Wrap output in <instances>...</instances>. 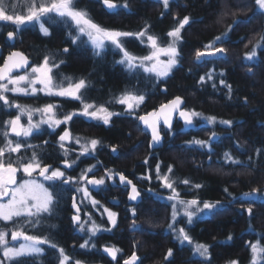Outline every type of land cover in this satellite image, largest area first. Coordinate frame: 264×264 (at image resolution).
<instances>
[{"label":"trees","instance_id":"trees-1","mask_svg":"<svg viewBox=\"0 0 264 264\" xmlns=\"http://www.w3.org/2000/svg\"><path fill=\"white\" fill-rule=\"evenodd\" d=\"M116 2L123 4L124 0ZM129 5V8L109 11L102 0H80L79 6H86L95 22L106 28L137 32L146 25L150 26L149 34L158 36L162 45H167L171 39L167 36L168 31L184 16H189L190 23L182 30L183 39L178 44L180 63L168 77L158 80L143 71L129 74L124 66L115 63L121 58L120 53L109 47L102 58L96 57L90 44H72L68 36L70 30L62 24L49 26L51 34L47 36L38 25L26 26L16 34L13 43L10 39L11 45L4 36L14 27L9 24L0 31V64L12 45H15L13 49L26 52L34 64L40 63L45 55L55 56L57 62L65 61L58 70L60 75L57 79L61 76L88 79L91 87L85 92L86 102L98 106L104 104L111 112L124 113L113 116L107 125L81 117L72 120L73 135L81 134L101 143L94 155L81 158L70 174L77 176L79 170L92 165H96L95 173L99 175L107 170L122 172L136 183L142 194V201L134 205L128 203L127 191L115 184L94 194L117 214V224L111 231L91 237L90 242L96 245L95 248H80L90 238L87 234H79L73 227L70 198L63 193L58 195L54 214L43 218L45 226L39 229L38 234L49 237L74 260L85 264H123L133 251L140 258L138 264H202V258L192 252L191 246L187 243L181 245L168 230L172 203L155 192L168 194L171 190L164 188L162 181L156 178L155 169L159 164L161 175L167 174L171 180L177 181L176 190L182 199L220 201L224 206V210L215 215L193 218L194 222L186 227L195 242L211 246V264H228L231 260L249 264V242L260 240L264 243V204H252L253 213L249 217L246 211L249 202H241L244 199L241 193L253 188L264 193V48L257 49L255 63L245 61L244 54L252 49L250 41L255 43L258 34L264 33V15L253 11L252 0H170L167 9L163 7L162 0H129ZM234 20L240 21L239 25L234 26L223 43L215 45L228 50L226 57L221 58L218 54L204 57L203 62L197 61L195 52L203 51L204 46L225 32ZM4 23L0 22V25ZM64 48L69 49L67 54L62 53ZM125 48L139 56L150 52L147 43L133 37L125 38ZM209 72L214 73L211 80L206 76ZM202 76L205 77L204 82L200 81ZM221 79L232 87L230 98L228 89L220 83ZM125 89L146 96L144 104L134 114H127L123 105L106 103L120 96ZM177 95L185 99L187 110L202 115L195 117L193 126L188 129L180 120L176 121L173 129L164 127L163 146L151 151L149 135L137 117ZM22 99H25L24 103L35 106L62 104L61 113L81 108L79 101L65 98L39 95ZM9 114L6 110L0 111V121L13 116ZM211 116L217 118L215 125L204 119ZM220 120H232L234 123L222 125ZM43 129L41 134H34L26 142L42 145L37 151L44 163L58 165L64 159L57 143L59 131H52L47 126ZM213 132L217 135L209 140ZM194 140L209 141L211 152L208 147L187 143ZM67 144L75 146L73 140ZM22 151L23 157L31 155V150ZM226 152L240 163L226 162ZM67 159L73 161L72 157ZM168 166H172V173L167 172ZM145 176H151V179H142ZM184 179L190 181V186L179 183ZM195 184L202 187L196 189ZM232 197H236L235 202H231ZM113 199L119 202H113ZM104 221L109 224L106 218ZM177 221L179 228L187 224L184 216ZM229 236L232 237L230 240ZM106 246L122 249L116 260L104 252ZM169 248L173 249L174 255L165 261ZM57 257L56 249L45 247V254L37 258V264H58Z\"/></svg>","mask_w":264,"mask_h":264},{"label":"snow or ice","instance_id":"snow-or-ice-1","mask_svg":"<svg viewBox=\"0 0 264 264\" xmlns=\"http://www.w3.org/2000/svg\"><path fill=\"white\" fill-rule=\"evenodd\" d=\"M162 3L163 7L167 9L170 0H162ZM252 3L253 11L264 15V0H252ZM102 4L110 11L121 7H130L129 0H124L123 4H118L116 0H102ZM79 5L80 0H0V22H5L3 25H0V31L9 24L14 26V31L7 32V38L13 39L27 25H39L40 31L47 36L51 34L49 26L62 24L71 29L68 36L72 44L83 43L86 46L90 44L93 55L101 58L106 54L105 50L111 47L114 52L121 54V58L115 61V63L124 66L129 74H134L136 71L142 69L144 72L154 74V77L158 80L168 77L173 69L179 65L181 54L178 50V44L183 39L182 30L190 23L189 16H184L183 19L179 20L177 26L168 31L167 36L171 39L166 46H161L160 38L154 34H149L150 26L146 25L144 29L137 32L106 28L95 22L86 6L81 7ZM239 23L240 21L234 20L233 24L228 25L225 32L205 45L203 51L197 50L195 52V59L203 62L205 56H216L218 54L221 55V58H225L228 50L223 47H215V45L223 43L229 36L230 31L233 30L234 26H238ZM84 37H87V40H84ZM129 37L139 39L141 43H147L150 48L149 54L136 56L129 52L125 48V38ZM250 43L252 44V49L244 54V60L255 63L257 49L264 48V33L258 34L255 43H252V41ZM68 52V48L62 50L63 54H67ZM161 56H165L167 59L162 60ZM64 63L65 61L63 60L57 62L55 56L45 55L40 64H30L28 57L23 52L13 51L0 64V101L3 102L0 104V111L11 108L17 110L14 118L3 121L6 127L0 130V137H2V142H0V222H2L0 223V253H2L0 264H37V258L45 254V249L41 245H49L52 249L58 251V264H83V261L74 260L70 257L63 247H59L49 237L27 234L24 228V225L38 228L42 225L45 215L51 216L54 214L55 207L58 204V193L55 191L57 183L60 186H64L72 183L81 184L83 182L82 186L74 189L75 192L82 193L79 204L76 202L75 196L72 198V206L76 210V214L72 216V220L78 225L80 231H86L90 234V239L85 240L80 245V248H87L89 246L95 248L96 245L90 242L91 237H94L97 232L102 230L111 231V229L107 228L102 229L101 225L97 224L94 220H91L90 223L82 221L79 214L80 204H83L85 199L89 200L93 207L98 206L100 203L91 198L88 186L91 185L93 190L97 191H103L106 187L104 177L100 179L95 178L96 165L83 169L79 177L66 176L65 171H62L59 167L54 168L52 165L44 163L41 154L37 151V149L43 147L42 145H33L26 142L27 138L32 137L34 134H41L44 131L42 127L44 125L48 129L55 131L62 124H67L74 117L79 116L102 120L107 125L111 122L113 116L124 114L111 112L104 104L97 107L94 103H87L85 101V92L91 87L88 79L84 77L75 79L70 76H61L60 79H57V76L60 75L58 70ZM15 70H23L25 74H14ZM248 71L251 73L252 69L249 68ZM213 75V72L206 74L209 80L212 79ZM200 81L204 82L205 77H200ZM220 83L224 84L228 89L230 98L232 93L231 85H228L223 79L220 80ZM22 84L24 86H21ZM37 85L40 87L38 88ZM213 87L215 88L216 85L213 84ZM9 92L33 97H39L40 93H43V96L46 98L63 97L66 100L79 101L81 109L62 114V118H59L61 115L59 110L63 107L62 104L47 103L42 107L33 108L28 105L15 103L14 100L10 101L6 95ZM145 99L144 93L125 89L120 96L114 97L106 103H117L126 106L125 112L127 114H134L136 109L144 104ZM183 104L182 97L176 96L167 103L161 104L159 109H154L137 117L147 129L151 130L150 146L159 145L161 142V121L167 129L170 130L172 128L173 113H178L186 125L193 124L194 118L202 115L194 110L184 109L182 107ZM35 113H39L41 119L34 122L33 116ZM24 116L27 117L26 125L22 123V117ZM204 119L208 124L215 125L217 123V118L214 116L204 117ZM233 123L232 120L219 121V124L222 125L230 126ZM10 133L16 138H23L24 142H21V139L13 140L10 138ZM216 135L217 133L213 132L209 140ZM73 139L76 144L80 145V156L91 155L96 151L97 145L101 143L97 139H86L81 143L79 136L73 137L68 130H65L59 136L57 143L64 157H66L62 161L66 169L72 168L76 163L75 161L69 162L67 159L69 149L65 147V142ZM47 143L45 141V144ZM187 143H195L201 148L208 147L209 152H211L209 141L194 140ZM22 149L25 151L31 150V155L26 159L23 156H19L14 162L12 154L20 153ZM112 151L115 152L116 149L113 148ZM77 159H79V156ZM224 159L226 162L230 161L232 164L240 163V161L227 152L224 154ZM145 163H147V160H145ZM155 171L156 178L162 181V186L170 189L172 193L167 197L169 201L173 202L171 204L173 222L168 224V230L181 245L185 243L190 245L192 252L202 258V264H211V246L195 242L189 232L186 231V227L194 222V217L199 218L198 213L201 215H215L223 211L224 206L220 201L201 202L197 199H182L181 194L176 190L175 185L177 181L171 180L167 174L161 175L159 164L156 165ZM172 171V166H168L167 172L172 173ZM20 172L27 178L18 181L17 174ZM89 174H92L91 179L88 178ZM116 176L119 177L120 184L125 187L131 186L129 199L133 201L137 200L140 197V192L137 190L136 185L123 173H114L112 170H107V179L114 181ZM142 179H151V176H145ZM46 183L48 184L47 187L45 186ZM179 183L190 186V181L187 179L179 181ZM194 187L200 189L202 185L195 184ZM224 191L227 193L228 189L225 188ZM241 197L244 198L241 201L242 204L244 201L249 202V207L246 209L249 217L253 213L252 204H264V193H261L258 188L241 193ZM235 201L236 197H232L231 202ZM181 209L183 216L186 217L187 224L185 227L177 228L176 224L179 221L176 220V217L181 215ZM103 211L107 213L110 223L116 226L117 214L107 208ZM132 211L135 214L136 210L133 209ZM8 222L13 224V228H8ZM133 226H135V221H133ZM231 238V236L228 237L229 240ZM248 246L251 253L249 264H264V243L257 240L254 243L249 242ZM104 252L112 260H116L122 249L115 246H106ZM173 255V249L169 248L164 260L169 261V258ZM139 260L140 258L133 251L130 257L124 259L123 264H138ZM228 264H239V261L231 260Z\"/></svg>","mask_w":264,"mask_h":264},{"label":"rangeland","instance_id":"rangeland-1","mask_svg":"<svg viewBox=\"0 0 264 264\" xmlns=\"http://www.w3.org/2000/svg\"><path fill=\"white\" fill-rule=\"evenodd\" d=\"M27 26H29V25H27ZM34 26V25H33ZM39 26V25H38ZM14 27V26H13ZM15 30V29H14ZM13 30V31H14ZM69 30H71V29H69ZM17 35H18V33H17ZM5 38H6V40H7V32L5 33V36H4ZM86 40H87V37H84ZM9 44L11 45V42H10V39H9ZM161 44V43H160ZM14 46L15 45H12V48L10 49V51H12L13 50V48H14ZM161 46H166V45H162L161 44ZM130 52V51H129ZM135 55V54H134ZM136 56H139V55H136ZM141 56H144V55H141ZM161 59L162 60H165V59H167V57H165V56H161ZM43 61V60H42ZM41 61V62H42ZM40 62V63H41ZM40 63H37V64H40ZM34 64V63H33ZM30 70V69H29ZM138 71H143L142 69H140V70H138ZM144 72V71H143ZM145 73H147V72H145ZM23 74H25L24 72L23 73H20L19 75H23ZM147 74H150V73H147ZM150 75H153L154 76V74H150ZM6 82V81H5ZM21 86H24L23 84L21 85ZM9 87H11V85H9ZM37 87L39 88L40 86L39 85H37ZM6 95L9 97V100L10 101H12V100H14L15 101V103H18V104H20V105H28V106H31V107H33V108H39V107H42V106H35V105H30V104H27V103H24V100L22 99V98H24V97H33V96H25V95H22V94H19V93H11V92H9V93H6ZM39 95H41V96H43V93H40ZM58 98H63V97H58ZM1 103H3L2 101H0V104ZM88 103V102H87ZM97 107H99L98 105H96ZM126 107V106H125ZM81 109V108H80ZM79 109V110H80ZM139 109V108H138ZM138 109H136V110H138ZM79 110H75V111H79ZM6 111L7 112H9L10 114H12L13 116H10L9 118H6L5 120H3V121H6V120H9V119H11V118H14L15 117V115L17 114V110L15 109V108H11V109H6ZM60 112V116H59V118H62V114H65L64 112L63 113H61V111H59ZM9 114V115H10ZM79 117H81V118H85V119H88V120H94V121H100V122H103L102 120H96V119H90V118H87V117H84V116H79ZM75 118V117H74ZM73 118V119H74ZM41 119V116H40V114L39 113H35L34 114V116H33V120H34V122L35 121H39ZM3 121H0V130H2L3 128H5L6 127V125H4L3 124ZM71 122L72 121H69L67 124H62L61 126H59L58 128H56L55 129V131H57L59 128H61L62 126L64 127V128H66V127H69V128H71V126H70V124H71ZM22 123H24L25 125L27 124V117L26 116H24V117H22ZM44 126H46V125H44ZM44 126H42V127H44ZM77 136H79L80 138H81V143H83L86 139H89L88 137H86V136H83V135H81V134H78V135H73V137H77ZM10 138H12L13 140H16V139H21V142L22 141H24L23 140V138H16V137H14L11 133H10ZM0 142H2V137H0ZM73 144L75 145L74 147H71V146H69L67 143H65V147L66 148H68L69 149V157L71 156L72 157V159H73V161H75L76 163H75V165L74 166H76L77 165V163H78V161L81 159V158H84V157H87V156H91V155H94V152L91 154V155H83V156H80L79 155V153H80V145L79 144H76L75 143V141H74V139H73ZM61 153H63L62 151H61ZM24 155V153H23V151L21 150V152L20 153H13L12 154V160L15 162L16 160H17V158L19 157V156H23ZM79 156V159H77V157ZM70 157V158H71ZM25 159L27 158V157H24ZM73 166V167H74ZM62 171H64L62 168H60ZM95 172H97V171H95ZM114 173H116V171H113ZM80 174H81V170H79L78 171V175L77 176H75V177H79L80 176ZM65 175L66 176H69V175H67L66 173H65ZM90 176H92V174H89V177ZM88 177V178H89ZM101 177H104L105 178V185H106V187L105 188H108V187H110L109 185L110 184H116L117 185V180H116V178H115V180L113 181V180H109V179H107V171H104V173H103V175H99L98 173H95V178L96 179H100ZM24 178H27L22 172H20V173H18L17 174V180L19 181V180H21V179H24ZM82 184H83V182H81V184H75V183H73V186L76 188V187H80V186H82ZM45 186L47 187L48 186V184L46 183L45 184ZM89 188V187H88ZM104 188V189H105ZM146 190H148V192H153L154 193V191H152L151 189H148V188H146ZM89 192L91 193V191H90V188H89ZM102 192V191H101ZM78 194H80V200H81V198H82V193H79V192H77ZM155 194L157 195V196H159L160 198H162V199H165V200H167V201H169L168 199H167V197L168 196H170L172 193H171V191L168 193V194H158V193H156L155 192ZM91 198H94L95 200H97V201H99L92 193H91ZM100 202V201H99ZM113 202H116V203H118L119 202V200L118 199H113ZM171 203H173L172 201H170ZM82 206H83V208H84V212H83V215H85L84 216V218H83V221H88L89 223L91 222V220H94L97 224H99V225H101V227H102V229H104V228H107V229H111V228H113L114 226L110 223V221L108 220V216H107V213H105L103 210L105 209V208H107V209H109L110 211H112L110 208H108V207H106V206H104V204L103 203H99V205L98 206H96V207H93L92 205H91V203H90V201L89 200H87V199H85L84 200V203L83 204H81ZM202 206V205H201ZM96 212L98 215H99V218H97L96 216H94L93 214L92 215H89V212ZM113 212V211H112ZM198 216H201V214H197ZM183 216V212H182V209H181V215H179V216H177L176 217V220L178 219V218H181ZM106 218V220L109 222V224H106V222L104 221V219ZM195 218V217H194ZM117 219V218H116ZM173 221H172V219H171V223H172ZM0 223H2V222H0ZM45 226V224L42 222V225L41 226H39L38 228H32V227H30V226H28V225H24V228H25V231L27 232V234H30V235H39L38 233H39V229L40 228H42V227H44ZM87 227V226H86ZM177 228H179L178 226H176ZM8 228L9 229H11V228H13V224L11 223V222H8ZM78 231H80L79 229H78ZM81 233H83V234H87V236H88V238H90V234L89 233H87L86 231H84V232H82V231H80ZM101 232H103V230L102 231H99V232H97L95 235H98L99 233H101ZM39 236H41V235H39ZM42 237H46L45 235L44 236H42ZM9 239H10V236H9ZM20 242H22V241H20ZM13 243H18V242H13ZM49 245H41V247L42 248H44L45 249V247H48ZM195 255H197V254H195ZM0 257H2V253H0ZM128 257H130V256H128ZM128 257H126V258H128ZM125 258V259H126ZM83 264H85V262H83Z\"/></svg>","mask_w":264,"mask_h":264},{"label":"water","instance_id":"water-1","mask_svg":"<svg viewBox=\"0 0 264 264\" xmlns=\"http://www.w3.org/2000/svg\"><path fill=\"white\" fill-rule=\"evenodd\" d=\"M115 10V9H114ZM114 10H111V11H114ZM110 11V10H109ZM14 39H15V37L13 38V39H11L13 42H14ZM13 51H20V52H23L27 57H28V59H29V61H30V64H33L34 63V61H33V59L31 58V57H29V55L26 53V52H24L23 50H20V49H14V50H12L11 52H13ZM10 53V52H9ZM8 53V54H9ZM8 54L5 56V57H7L8 56ZM205 57H215V56H205ZM20 73H23V70H15V72H14V74H20ZM177 96H179V95H177ZM176 97V96H175ZM175 97H173V98H175ZM180 97H182V96H180ZM173 98H171L170 100H172ZM182 99H183V101H184V104H183V108L184 109H186V101H185V99L182 97ZM170 100H168V101H170ZM167 101V102H168ZM167 102H165V103H167ZM164 104V103H163ZM160 107V106H159ZM159 107L158 108H156V109H159ZM154 110V109H153ZM153 110H151V111H153ZM148 112H150V111H148ZM148 112H146V113H148ZM146 113H143L142 115H144V114H146ZM177 120H180L183 124H184V126H185V128L186 129H188V128H191L192 126H193V124H191V125H186L185 124V122H184V120H183V118H181V117H179V115H178V113H173V116H172V128L171 129H173L174 128V126H175V123H176V121ZM139 123H140V125H141V127L148 133V135H149V138H150V140H149V148H150V150L151 151H155V150H158V149H160L162 146H163V144H164V140H165V135H164V133L162 132V129L165 127L166 128V126H164L163 125V122L161 121V128H160V130H161V137H162V139H161V142L159 143V145H156V146H150L151 145V130L150 129H147L146 128V126L139 120ZM66 130H68L70 133H71V131H70V129H66ZM63 134V133H62ZM72 134V133H71ZM213 139H214V137H213ZM67 142H70V141H67ZM63 166H64V164H63ZM65 167V166H64ZM117 173H122V172H117ZM124 174V173H123ZM125 175V174H124ZM126 176V175H125ZM116 178H117V180H118V182H119V184H120V181H119V177L118 176H116ZM129 180H131L130 178H128ZM132 181V183L133 184H135L136 185V183L133 181V180H131ZM120 185H122V184H120ZM122 186H124V185H122ZM90 187L92 188V186L90 185ZM136 187H137V185H136ZM93 189V188H92ZM137 190L140 192V190L138 189V187H137ZM94 191H97V190H94ZM131 192V186H129V191H128V203L129 204H132V205H134V204H139L141 201H142V194H141V192H140V197L137 199V200H135V201H133V200H130L129 199V193ZM75 197H76V202H77V196L75 195ZM80 212H81V209H80ZM74 213L76 214V210L74 209ZM80 214V213H79ZM76 224V223H75ZM138 256V255H137ZM139 263V262H138Z\"/></svg>","mask_w":264,"mask_h":264},{"label":"flooded vegetation","instance_id":"flooded-vegetation-1","mask_svg":"<svg viewBox=\"0 0 264 264\" xmlns=\"http://www.w3.org/2000/svg\"><path fill=\"white\" fill-rule=\"evenodd\" d=\"M70 126H71V124H70ZM66 129H70V131H71V133H72V130H71V128H69V127H66V128H64L63 126L61 127V128H59L58 129V131H59V133H58V138H59V136L66 130ZM72 136H73V134H72ZM65 143H69V142H65ZM71 157V156H70ZM66 157H64V159H65ZM67 158H69V156L67 157ZM63 159V160H64ZM63 160H61L59 163H58V165H54V164H50V165H52L54 168L55 167H59V168H62L64 171H65V173L67 174V175H69V176H72V177H75V176H73L72 174H70V171L73 169V167L72 168H68V169H66L64 166H63V163H62V161ZM117 173V172H116ZM92 178V176H90L89 177V179H91ZM116 178V177H115ZM116 180H117V178H116ZM116 185V184H115ZM117 185L118 186H120V187H123L124 188V190H126L127 191V199H128V191H129V186L128 187H125V186H122V185H120L119 184V182H118V180H117ZM89 188H90V191H91V193L94 195L95 193H99V192H101V191H94L91 187H90V185L88 186ZM74 189H75V187L73 186V183L72 184H68V185H64V186H60L58 183H57V186H56V188H55V191L58 193V195H60V194H64L65 196H69V198H70V208H71V210H72V214H71V220H72V216L75 214L74 213V208H73V196H77V203L79 204V202H80V194H78L77 192H75L74 191ZM50 190H53V189H50ZM95 196V195H94ZM96 197V196H95ZM97 198V197H96ZM80 209H81V212H80V217H81V220L83 221V218H84V216L85 215H83V212H84V208H83V206L80 204ZM94 215V216H96L97 218H99V215L96 213V212H89V215ZM72 224H73V227L76 229V231L77 232H79V234H81V235H84L83 233H81L80 231H78V225L77 224H75L74 222H73V220H72Z\"/></svg>","mask_w":264,"mask_h":264}]
</instances>
